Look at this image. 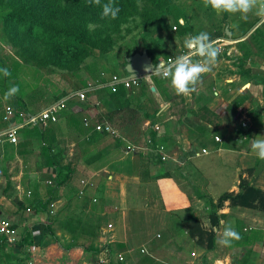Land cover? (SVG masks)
Listing matches in <instances>:
<instances>
[{"label": "crops", "instance_id": "0c3cea01", "mask_svg": "<svg viewBox=\"0 0 264 264\" xmlns=\"http://www.w3.org/2000/svg\"><path fill=\"white\" fill-rule=\"evenodd\" d=\"M222 13L216 24L202 27L220 52L211 71L202 74L189 96L176 95L170 79L155 73L140 78L144 81L133 86L131 98L127 94L113 101L109 95L113 75L126 78V65L119 72L100 74L64 68L55 84L46 78L49 84L35 81L23 87L18 85V58H4L0 68H8L11 75L0 84L4 98L0 101V133L22 123L17 117L4 119L7 106L27 113L40 112L62 100L66 106L57 121L19 126L18 143L0 142V219H10L18 229L15 241L0 232V264H43L52 252L58 264H93L101 256L111 257L113 246L120 254L133 257L135 245L146 247L149 256L160 260V238L188 237L185 224L200 220L210 201L217 203L225 193L240 192L242 180L264 190V160L251 148L252 140L264 135V16H258L256 9L246 17L240 12ZM201 31L171 34L161 42L151 38L143 48H135L146 50L155 66L167 64L171 55L189 54L195 61L200 57L190 53L184 41ZM12 85L19 92L6 98ZM80 91L86 92V99L80 98ZM72 111L86 117L85 126L96 127L98 133L76 141L78 126L65 116ZM48 122L56 126L55 133L47 135L55 139L51 144L45 143L38 127ZM19 143L23 144L21 150L17 149ZM129 146L131 152H127ZM204 148L207 153H202ZM59 168L67 178L52 200L57 201V210L53 234H48L35 220L43 213H36L32 222L25 213L28 207L34 210L37 198H46ZM85 179L90 183L88 189L81 183ZM20 206L26 209L21 211ZM112 212H116L117 228L122 229L110 237L99 219ZM218 215L221 223L226 217L234 219L236 231L241 226L264 230V224H256L264 221V211L258 209L233 206L227 200ZM87 225L94 229L87 232ZM29 228L31 238L22 243ZM72 243L76 245L67 249ZM105 243L109 246H103ZM85 246L101 250L95 253ZM243 247L248 246L232 242L228 250ZM46 248L50 251L45 252ZM183 249L179 246L174 252L180 261ZM198 250L195 259L204 260L201 264L213 260V264H227L231 256L217 257L216 246L208 250L200 245ZM244 255L233 264H239Z\"/></svg>", "mask_w": 264, "mask_h": 264}, {"label": "rangeland", "instance_id": "374dc122", "mask_svg": "<svg viewBox=\"0 0 264 264\" xmlns=\"http://www.w3.org/2000/svg\"><path fill=\"white\" fill-rule=\"evenodd\" d=\"M79 1L82 0H62L61 4L72 2L75 4ZM136 5L137 7L135 11L120 18H110L107 20L84 19L83 24L88 32L87 39L90 40L88 43L93 45V50L88 51L85 55L81 52L82 58H79L78 61H76L77 63L71 67L70 70H73L74 72H83L88 69L90 73L96 72L98 74H100V71H111L112 73L119 72V67H123L125 57L127 53H129V50L135 47L143 48L146 45V42L151 38L154 40L158 38L161 42L165 40L168 35L178 34V30L175 28L176 23L171 13L172 7H176L177 10L182 12L186 17L187 21H184L182 18V21L185 22L183 24H189L193 27V31L196 30L197 32L201 31L202 27H205L206 24H216V22L220 18L222 19L223 16L222 12L217 13L211 8V6L205 7L203 0H137ZM9 9H11L10 5L0 3V64L1 62H5V57H8L9 60H11V58H18L17 62L20 68L17 72L19 71L21 78V82L18 84L19 86L24 87L29 83L34 84L35 81L49 84L50 81L47 82L46 78H50L52 80L51 84H55V81L62 78V74L66 69L48 61L46 58L48 47L45 43L40 42L33 47H26L24 43L15 41L7 35L4 26V13ZM61 36L63 39L65 38L64 35ZM73 43L75 45H80L74 37L65 40V44L67 45ZM1 74L2 73H0V84L3 82V75L1 76ZM74 74L75 79L77 78V73ZM6 78L7 77H5V79ZM65 78L67 77L65 76ZM26 82L27 84H25ZM85 177L87 178L86 175ZM84 181L87 182L86 187L88 189L90 185L88 182L89 180L85 179ZM81 183L84 185L83 182ZM212 204L215 203L210 201L208 208L203 211L204 216H202L199 221L201 224L203 222V225H206V227L202 226L203 228L208 232L212 231L215 234L217 257L224 258L230 253L231 256H228L227 264L236 263L239 256L245 254L250 248L243 247L231 252L228 250V246H223L217 242L219 237L222 236L224 226L230 225L235 229L234 225L236 221L231 219V217H226L224 218V222H220L219 226H213L209 217L210 212L214 210ZM19 208L21 211L26 209L24 206H20ZM27 211L25 214L32 222V217H34L36 212L31 210L28 211V213ZM115 213L116 212H112L105 216V218L99 219L100 223H102V227L109 229L108 234L110 237H113V235L115 236V231H120L122 229L117 228L118 224L116 222L117 218ZM37 219L40 224H42V231L47 233L50 228L46 227L52 225V223H49L50 217L45 212L42 216L40 215L35 218V220ZM88 220L91 221L92 219L89 218ZM110 224H112V227H110ZM256 224H264V221H257ZM207 237V234L201 238L199 236L190 235L183 238L179 235L174 236V238L172 236L166 238L161 237L159 241L161 248H163L159 256L161 261L156 260L152 256L148 258V256H146L147 254L143 253L142 248L138 245H135L133 248L135 249V251H133V257L123 255L125 259L120 261V253L117 251L116 247L113 246L111 254L112 264H152L153 261L158 264H201L204 260L195 259V256H193L192 253L194 251L199 253L198 248L200 245L207 248ZM44 238L46 237L44 236ZM232 242H234V240ZM47 244L48 247L51 245L50 243ZM107 245L109 246V243L103 244L105 247ZM168 246H171L172 248L170 251L167 249ZM179 246L184 248V257L181 261L180 259L175 258V253L179 251L177 250V247ZM49 251V249H45V252ZM171 251L175 253L173 254ZM52 253L53 254H49L48 257L44 259L43 264L59 263L58 257L54 252ZM215 261L216 260L209 262L210 264H213ZM96 262L93 264H96ZM248 264H264V245L253 248Z\"/></svg>", "mask_w": 264, "mask_h": 264}, {"label": "trees", "instance_id": "16d2710c", "mask_svg": "<svg viewBox=\"0 0 264 264\" xmlns=\"http://www.w3.org/2000/svg\"><path fill=\"white\" fill-rule=\"evenodd\" d=\"M61 2L62 0H0V3H6L11 6V9L4 13L5 31L10 38L24 43L26 47H33L40 42L45 43L48 47V54L46 57L48 61L54 65H60L63 68L70 69L77 63L76 61H78L79 58H82L81 52L85 55L88 51L93 50V45L88 43L90 40L87 39L88 32L83 24V20L87 18L90 20L110 19V17H101L102 5L108 3L109 0H101L100 5L89 3V0H82L75 4L73 2L61 4ZM136 2L137 0H114L115 5L120 8L117 18L126 16L128 13L135 11L137 7ZM171 13L174 17L176 23L175 26L179 35L193 33L192 26L189 24H183L185 23L184 21L187 20L182 12H179L176 7H172ZM182 18L184 21H182ZM61 35H64L65 38L63 39ZM70 37L77 39L80 45H75L74 43L68 45L65 44V40ZM137 51H139L138 48L129 50L126 57L131 56ZM126 57L124 65H126ZM2 78V81H4L5 76L3 75ZM141 81L144 80L137 79L136 82L131 83L130 88H126L124 85H121V87L119 86L116 91H112L109 94L111 99L113 101H117L127 97V94H130L131 98L134 90L133 86L139 84ZM40 87L43 86L41 85ZM36 88H39L38 85ZM145 114L147 116H151V114H148L147 112ZM66 115H68L69 120H74L75 126H78V128H76L78 130V136L75 137L76 141L82 142L84 137L89 136L90 134L96 135L98 133L96 127L85 126L87 124V121H85L86 117H84L81 113L72 111L69 114L65 113V116ZM38 127H40L39 129L41 130L45 143L51 144L55 139L54 137L47 138V135L54 134L56 126L48 122ZM22 146V143L17 144V149L21 150ZM9 148H14V146ZM66 178L67 176L64 174L63 169L59 168L54 179L55 184L53 186H49L46 190V198L44 199L39 197L33 204L34 211L37 214L47 211L50 202L57 198L59 187ZM240 186V192L225 193L219 198L217 203L212 204L214 210L209 214L212 225H219L220 218L218 215V209L221 208L227 200H229L230 204L233 206H241L264 211V190L250 185V183L246 180H242ZM54 216L55 215H51L52 218L50 217L49 223L53 224L55 220V218H53ZM90 222H92V220ZM46 228H50L48 232L53 234V228H51V226ZM93 229V226L91 227L90 225H87V232H90ZM184 229H186L190 236H199L201 238L207 234V249H215V234L212 231L208 232L205 230L198 219H193L187 222ZM237 232L240 235V239L234 240V243L239 246H248L250 248L239 260V264H245L248 260H250L253 248H256L257 245L264 244V230L260 228L241 226ZM31 235L32 231L29 228L22 236V243L29 242ZM75 245V243H72L67 246V249H70ZM85 249L95 253H98L101 250L100 248H95L93 246H85ZM112 250L113 248H111V251ZM146 254L149 258L150 253Z\"/></svg>", "mask_w": 264, "mask_h": 264}, {"label": "clouds", "instance_id": "9594fccd", "mask_svg": "<svg viewBox=\"0 0 264 264\" xmlns=\"http://www.w3.org/2000/svg\"><path fill=\"white\" fill-rule=\"evenodd\" d=\"M205 7L211 6L217 13L240 12L246 17V14L256 9L258 16H264V0H203ZM89 3L100 5L101 0H89ZM120 8L115 5L114 0L102 5L101 17H110L116 19ZM184 46L190 50V53H196L200 59L193 61L190 55H181L167 64L161 63L155 66L157 73H162L164 79H170L171 86L176 95L189 96L195 91V85L200 80L202 74L210 72L214 65L220 49L211 41L210 34L201 31L195 36L185 39ZM0 73L4 76H10L8 68H0ZM19 92L17 85L9 87L5 93L6 98H10ZM251 148L260 160H264V135H258L251 142ZM202 226L203 222H202ZM239 233L230 225L224 226L222 236L219 237L218 243L223 246H231L233 240H239Z\"/></svg>", "mask_w": 264, "mask_h": 264}, {"label": "built area", "instance_id": "2783aa9c", "mask_svg": "<svg viewBox=\"0 0 264 264\" xmlns=\"http://www.w3.org/2000/svg\"><path fill=\"white\" fill-rule=\"evenodd\" d=\"M176 28V26H175ZM186 55V54H184ZM189 55V54H187ZM181 56V55H178ZM178 56H169L167 58V63L169 61L174 60L176 57ZM191 58V55H190ZM139 78H135V79H128V78H121L119 75L115 74L113 75L112 78V83H111V87L113 91H116L118 86L120 84L125 85L126 87H130L131 83L136 82V80ZM77 94L80 96L81 99H86V92L85 91H80L77 92ZM3 94L0 91V101H3ZM66 106L65 100H62L60 102H57L55 104H52L51 106L41 110L40 112L37 113H27L24 110H17L11 106H7L6 110H5V116L4 119L5 120H10L12 118H20L22 123H19L16 126H12L6 130H4L3 132L0 133V142H12V143H18L19 141V136H18V128L19 126L22 125H29V124H37L46 120H51V121H57L58 117H59V111L64 108ZM247 123L243 122V125L245 126ZM216 139L218 141H221V139L219 137H216ZM133 150L132 146H129L127 148V152H131ZM202 153H207V149L204 148L202 150ZM199 155V153H198ZM84 183V186L87 184L86 181H82ZM31 192L28 191V194H30ZM28 211H30L31 209L28 207L27 208ZM56 210H57V201H52L49 204V209H48V213L49 215H55L56 214ZM110 227H112V225L110 224ZM0 232L5 234L6 236H8V238L11 241H15L16 240V236L18 235V229L14 226V224L12 223V221L8 218H1L0 219ZM142 252L143 253H148V250L146 247L142 248ZM193 256H197L196 252L192 253ZM125 259V257L122 254H119V260L123 261ZM97 264H111V257L109 255L106 256H101L98 258L97 260Z\"/></svg>", "mask_w": 264, "mask_h": 264}, {"label": "water", "instance_id": "95a60500", "mask_svg": "<svg viewBox=\"0 0 264 264\" xmlns=\"http://www.w3.org/2000/svg\"><path fill=\"white\" fill-rule=\"evenodd\" d=\"M227 35L230 38L232 37L230 30L227 31ZM126 61V71L128 73L126 78L128 79H140L157 73L154 72L155 64L146 50H143L142 52L138 51L131 56H128ZM152 89L155 88L153 87Z\"/></svg>", "mask_w": 264, "mask_h": 264}]
</instances>
